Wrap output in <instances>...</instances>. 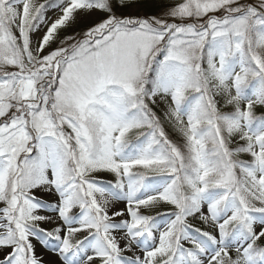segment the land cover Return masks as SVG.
Masks as SVG:
<instances>
[{"label": "snow or ice", "instance_id": "1", "mask_svg": "<svg viewBox=\"0 0 264 264\" xmlns=\"http://www.w3.org/2000/svg\"><path fill=\"white\" fill-rule=\"evenodd\" d=\"M0 264H264V0H0Z\"/></svg>", "mask_w": 264, "mask_h": 264}]
</instances>
